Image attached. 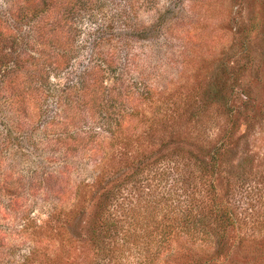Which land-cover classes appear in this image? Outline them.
Wrapping results in <instances>:
<instances>
[{
  "label": "rangeland",
  "instance_id": "rangeland-1",
  "mask_svg": "<svg viewBox=\"0 0 264 264\" xmlns=\"http://www.w3.org/2000/svg\"><path fill=\"white\" fill-rule=\"evenodd\" d=\"M21 1L0 0V36ZM101 1L61 70L38 18L6 44L25 56L8 69L37 72L42 116L18 102L28 78L5 90L0 74V264H264V0H152L130 21ZM111 48L116 135L59 99Z\"/></svg>",
  "mask_w": 264,
  "mask_h": 264
},
{
  "label": "trees",
  "instance_id": "trees-1",
  "mask_svg": "<svg viewBox=\"0 0 264 264\" xmlns=\"http://www.w3.org/2000/svg\"><path fill=\"white\" fill-rule=\"evenodd\" d=\"M120 1V9L119 11L113 13L112 19H129V21L131 19H134L135 15L132 14L134 13V11L136 12L137 10L144 8V6H147L152 2V0ZM21 2L22 3L18 5L13 13L16 27L14 29H6V34L8 36H0V74L1 77L3 76L1 80L5 81L4 85L2 86L5 90H7L6 86H11L10 84L12 83L13 88L16 90L21 89L22 87L27 88L25 85L21 84H26L27 86H29V89L23 92L16 91L17 98H19V100L21 101L18 102L21 103L20 107L25 113L24 116H28L31 118L33 114L41 117V108L37 107L36 109H32L30 106L32 105L31 100L33 98V95L35 96V94H37L39 97L42 94L41 92H33L32 90L33 86H37L34 83L40 80L37 78V75H35L37 72H34V70H32L31 72L27 70L25 71L27 73L26 74L23 73V71L21 72L20 70H16L14 71L16 73H13L12 70L8 69L7 66L9 65V63L15 65V69L23 67L25 56H22L21 53H17V47L14 49V45H10V48L11 50L14 49V52L16 54L12 55L11 53L5 52V49L7 47L6 44H8L7 42H18L20 32L22 30L20 24H23L24 21L30 22L33 21L34 18H38L39 20H37L36 25L34 24L33 34L36 33V35H38L43 50L47 48V50L52 51L58 48L60 51L65 52V54L62 53L63 55H61V53L59 52V54L56 53L57 55H51L49 57H46L45 59L49 60L51 65L54 64L61 70V68L66 67V65L68 64L67 60L69 59L68 55H70V47H72L73 39L75 38L72 31L74 26L73 24H75L79 19L83 18L85 11H91L93 15H96L93 12L94 9H96V7H103L104 3L101 0H23ZM27 19L29 21H27ZM101 40H103V36L100 38L99 42H96V46L99 47V43H101ZM12 58L15 59L13 60ZM32 59L36 61L33 56ZM94 62L95 63L93 67L89 69L88 73L86 74V78L83 81V86L81 87L80 84L76 85L77 91H74L71 87H68L67 90L61 89L63 94L59 96V99L62 101L71 102L69 103L70 108H68V110L76 111L78 108H82L83 112L89 111L92 114H96L95 118H99L98 116L101 115L102 122H109L108 124L113 126V129L110 131V135H116V130H118L119 127L123 124L124 115L116 113V116L112 117V111H108L107 105L110 100H123V97L127 96L128 94L123 93L119 95L114 91V87L109 88L107 85H105V81L103 80L105 72L109 69L113 70V67H115L116 65L115 51L112 48L106 51H98L96 60ZM43 75L45 76L43 77V79L46 82V80H48L49 78V74L45 75L44 73ZM21 77L28 79L27 81L20 84L19 80ZM41 85L42 84H40V86ZM59 99H57L58 102ZM30 111L32 114L30 113ZM9 131L12 132V127L9 129ZM16 132H18V130ZM104 139H97L95 142L98 144V146H100L101 144H103ZM220 150L221 147L218 150L217 154L221 152ZM217 158L218 157L214 156V160L212 163V167H214V169L217 166ZM216 210L218 211L219 218L221 220H223L224 217L227 221L233 219V216L230 215V213H228V211H226L224 208H219V210Z\"/></svg>",
  "mask_w": 264,
  "mask_h": 264
}]
</instances>
